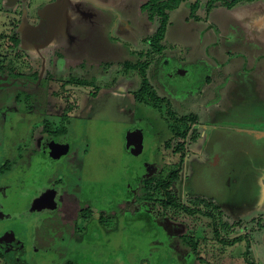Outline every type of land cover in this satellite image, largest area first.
<instances>
[{
	"label": "rangeland",
	"instance_id": "obj_1",
	"mask_svg": "<svg viewBox=\"0 0 264 264\" xmlns=\"http://www.w3.org/2000/svg\"><path fill=\"white\" fill-rule=\"evenodd\" d=\"M78 1L94 18L69 16L67 34L52 45L56 56L67 61L68 71L86 72V85L73 84L72 94L61 105L74 108L68 134L58 137L59 144L70 148L68 164L60 167V156L55 146L50 147L48 157L43 153L32 167L38 172L54 170L40 173L38 183L30 176L11 183L15 188L9 204H58L59 214L46 225L69 226L77 220L80 235L94 217L107 211L103 229L97 221L87 230L92 237L62 240L70 244L62 246L70 257L62 253L58 264L75 256L76 264H247L242 256L245 243L222 245L215 223L219 228L222 223L235 226L229 234L221 228L228 240L248 235L253 245L250 261L264 264V0H243L231 8L218 5L221 0H209V11L207 0H200L195 11L192 4L198 0L183 1L168 10L167 33L159 45L149 40L159 23L142 9L148 0ZM12 18L13 14L0 13V32L9 30L5 23ZM241 18L247 19L248 28L236 25ZM6 42V37L0 41V52H6ZM10 59L16 61L14 55ZM138 61H149L145 72L163 101L159 107L137 99L144 76L137 68L127 70L126 64ZM171 61L188 64L189 76L169 77L165 70ZM184 116L190 118L183 120ZM33 123L18 126L19 137L30 134ZM7 124L0 117V127ZM130 128L144 135L140 153L126 147ZM5 140L0 137V161L4 148L22 146L18 141L3 146ZM182 142L184 151L179 148ZM182 154L186 157L180 165ZM13 159L16 167L26 158L15 151ZM179 167V179L171 186L179 201L195 208L190 202L200 197L214 201L219 212L165 210L157 180L169 181ZM59 175L64 185L56 181ZM148 179L156 181L144 190ZM0 183V197H6L7 179ZM131 193L136 195L134 202ZM19 214L0 208V222ZM191 234L200 241L198 253L189 239L181 238Z\"/></svg>",
	"mask_w": 264,
	"mask_h": 264
},
{
	"label": "flooded vegetation",
	"instance_id": "obj_2",
	"mask_svg": "<svg viewBox=\"0 0 264 264\" xmlns=\"http://www.w3.org/2000/svg\"><path fill=\"white\" fill-rule=\"evenodd\" d=\"M0 3L6 4L0 5L1 14L14 15L11 21L5 23V27H8L9 30L0 32V41L5 37L7 39L6 52H0V117H3L8 123L5 125L6 128L0 127V137L1 139L7 138L3 146H9L10 142L15 141H18L15 143H22L20 149L4 148V159L0 161V180L7 179L4 191L6 197H0V208L21 213L18 217L0 222V264H48V261L49 264H58L57 261L61 260L60 256L64 253H69L70 257L69 250L62 249L63 243L66 247L70 244L62 240L67 239L69 242L70 237L78 240L91 237L87 230L89 231L95 221L101 223L107 211L100 212L102 215L98 218L94 217L85 226L86 231L82 235L76 233V219H74L75 223H68L69 226H66L65 223H54L53 228L52 223L46 224L51 217H57L59 214L58 204L50 206L43 203L41 206V202L37 204L39 207L33 208L30 203H24L20 207H14L13 204H9L12 200L10 198L13 193L11 190L15 188L10 184L15 181L19 184L28 176L31 177L32 183H38L39 177L41 179L43 175L40 173L45 174L53 171L54 168H49L47 172H38L32 167L35 158L40 161L42 159L40 155L43 153L48 157L50 147L52 149L55 146V153L60 156V167L68 164L67 153L70 148L59 144L58 137L62 138L68 134L70 129L69 112L74 108L66 109L61 105L67 101L65 100L67 94H72L73 84L80 87L85 86L78 84L77 81L87 82L86 72L83 70H77L76 73L68 71L67 61L56 56L52 45L61 36L67 34L65 27H67L69 16L73 19L81 17L82 20L88 21V19H93L95 14L88 11V8L84 9L82 2L78 0H0ZM48 5L53 8L46 9ZM245 19H238L236 25L240 26L239 28H248V24L245 23L247 19ZM0 48H2L1 45ZM9 55H14L16 61L13 59L8 61ZM168 64L165 71L173 79L180 75L189 76L191 72V69L186 67L189 66L188 64L183 66L173 61ZM194 67L195 65H193ZM77 93L78 91L72 96L77 98ZM56 106L59 108H55ZM52 107L54 108L50 109ZM39 108H48V110L40 112ZM62 111L64 113L60 114ZM61 120H65V122L62 123ZM33 121L30 134L19 137L18 126H26L27 123L32 124ZM36 122L37 125L34 126ZM135 129L139 130V128ZM46 143H49L46 145L47 152L45 150ZM61 149L65 150L64 153ZM15 151L18 157L26 158L22 165L16 167L13 159ZM35 175L38 176L32 177ZM63 179L64 176L59 175L56 181L61 183ZM56 181H54V185ZM61 184L64 185V182ZM1 188L3 186L0 183ZM21 190L23 193L29 192L24 188ZM131 195V202H134L136 195L134 193ZM52 203L54 204L55 200ZM111 212L113 211L111 210ZM116 215L118 216L117 213ZM71 225H73V229L70 228ZM101 227L104 228L102 223ZM46 231L47 233H45ZM77 259L75 256L71 259L72 262L70 260L67 264H76Z\"/></svg>",
	"mask_w": 264,
	"mask_h": 264
},
{
	"label": "trees",
	"instance_id": "obj_3",
	"mask_svg": "<svg viewBox=\"0 0 264 264\" xmlns=\"http://www.w3.org/2000/svg\"><path fill=\"white\" fill-rule=\"evenodd\" d=\"M183 1H188V2H192V0H148L147 3H145L142 6V9L147 12L149 14V18L151 21H157L158 20V28L157 31L154 32L153 36L149 39L154 45L161 43L162 40H164L166 33H167V29H168V25H169V11L170 9H175L177 7H179V5L183 2ZM216 1V0H215ZM220 1V0H219ZM243 0H221L218 3H214V4H218L220 6H226V7H234L235 5L239 4V2H241ZM247 1H253V0H247ZM200 4V0H198L197 4L193 5L192 4V11H195ZM207 11H209V9H211L210 5H209V0H207ZM161 45V44H160ZM161 50V49H160ZM158 50V51H160ZM144 56V55H143ZM260 64H262V62H260ZM147 67H149V62H143V61H138V62H129V64H126V69H132V68H137L138 70H140L144 76V81L142 82V86L139 90V92L137 93V99L140 102H144L150 105H154L155 107H159L160 104L163 102L162 99L157 95V93L155 92V90L153 89V87L151 86V84L148 81V77L146 75V69ZM78 84L81 85H86L85 82L83 81H77ZM188 118H190V116H184L182 119L183 120H187ZM186 132L183 133V136L186 137ZM168 144V142H167ZM169 145V144H168ZM185 145L186 142H182L179 144V148H182L183 151L185 149ZM178 148V149H179ZM186 154H182L181 155V162L180 165L183 164L184 158ZM179 171H180V167L179 170L176 172V170L171 173L170 175V179L169 181H165V180H157V186L156 189H159L161 191H163L164 194V201L162 202V204L165 206V210H171V213L174 214H179L180 210H184L186 213H202V214H211V215H215V213L219 212L216 207V204L214 201H208L206 199H202L200 197H197L195 199H192L193 201L190 202L193 205H195V208H191L190 206H186L184 204H182L179 200V198L176 197V194H174V189L171 190V186L172 184L175 183V181H177L179 179ZM152 181H156V180H152V179H148L146 182L144 181V190L146 189H150V182ZM132 189V187H131ZM259 220V219H257ZM97 221H95L94 223H96ZM93 223V224H94ZM92 224V225H93ZM238 224H241V222H239ZM95 225V224H94ZM260 225V222H259ZM219 225L215 223V234H216V238L219 241V243H221L222 245H231L234 246L236 243L239 242H244L245 243V250L242 252V256L244 257L245 261L247 264H259L256 261L253 260V262H251L250 260H252V252H253V245H252V240L250 237H248V235L243 234L240 236H237L233 239H226L224 237H222L221 233H222V229H224L227 234H229L230 232H232V228H234L235 226H232V224L230 223H222L221 224V228L218 227ZM99 229H101V223L99 224V226H97ZM92 228H94L92 226ZM103 229V228H102ZM221 229V230H220ZM192 233V232H191ZM196 233V232H195ZM91 236V235H89ZM92 237V236H91ZM95 238V237H94ZM183 241H186L185 239L187 238V240L189 239V244L191 247H193L192 251H196V253H198V247L200 244V241H194L195 240V236L194 234H191L190 236L186 235V236H182L181 237ZM191 239V240H190ZM73 264V263H70ZM211 264V263H209Z\"/></svg>",
	"mask_w": 264,
	"mask_h": 264
},
{
	"label": "water",
	"instance_id": "obj_4",
	"mask_svg": "<svg viewBox=\"0 0 264 264\" xmlns=\"http://www.w3.org/2000/svg\"><path fill=\"white\" fill-rule=\"evenodd\" d=\"M49 8L51 9L53 7L48 5L46 9H49ZM125 139H126V147L129 152H132V153L141 152L143 148V142H144L143 141L144 135L142 134V132H140L138 129L130 128L126 133Z\"/></svg>",
	"mask_w": 264,
	"mask_h": 264
},
{
	"label": "crops",
	"instance_id": "obj_5",
	"mask_svg": "<svg viewBox=\"0 0 264 264\" xmlns=\"http://www.w3.org/2000/svg\"><path fill=\"white\" fill-rule=\"evenodd\" d=\"M143 141L145 142V140H143ZM166 141H167V140H166ZM166 141H165V142H166ZM144 142H143V146H144ZM168 144H169V143H168Z\"/></svg>",
	"mask_w": 264,
	"mask_h": 264
}]
</instances>
